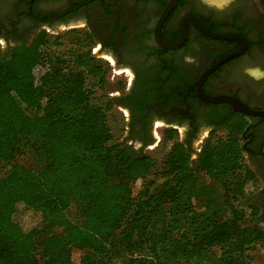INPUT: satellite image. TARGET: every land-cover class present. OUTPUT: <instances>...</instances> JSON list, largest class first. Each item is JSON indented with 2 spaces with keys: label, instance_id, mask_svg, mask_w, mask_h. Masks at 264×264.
<instances>
[{
  "label": "trees",
  "instance_id": "1",
  "mask_svg": "<svg viewBox=\"0 0 264 264\" xmlns=\"http://www.w3.org/2000/svg\"><path fill=\"white\" fill-rule=\"evenodd\" d=\"M90 60L73 66L45 35L0 50V264H252L264 231L236 141L210 137L195 158L174 141L157 165L113 140ZM20 204L37 226L21 227Z\"/></svg>",
  "mask_w": 264,
  "mask_h": 264
},
{
  "label": "flooded vegetation",
  "instance_id": "2",
  "mask_svg": "<svg viewBox=\"0 0 264 264\" xmlns=\"http://www.w3.org/2000/svg\"><path fill=\"white\" fill-rule=\"evenodd\" d=\"M167 2L0 0V50L29 47L52 30L56 55L73 66L89 58L87 72L119 76L104 106L119 111L122 142L138 152L177 141L195 158L210 137L234 139L264 231V0H178L159 27L162 43L182 39L174 48L156 39ZM206 96L237 99L255 113Z\"/></svg>",
  "mask_w": 264,
  "mask_h": 264
},
{
  "label": "rangeland",
  "instance_id": "3",
  "mask_svg": "<svg viewBox=\"0 0 264 264\" xmlns=\"http://www.w3.org/2000/svg\"><path fill=\"white\" fill-rule=\"evenodd\" d=\"M45 36L48 39V45L50 46L51 50L56 53V50L53 48L54 34L52 33V30H50V32L46 31ZM67 46L68 45L65 43L62 45L61 49L65 50ZM85 73L87 75L86 86L92 91V101L94 103L104 105L107 99V92L117 88V86L120 84V77L117 76L112 79V73H105L102 80L98 81V76H94L91 72H87L86 70ZM107 116V122L109 124L111 132L113 133V140L119 142L125 141V128L119 111L115 107H113L110 111H107ZM170 145V141H167L164 144H159L158 146H156L155 144H151V146L149 147L152 148L145 149L144 153L151 155L155 159L156 164L159 165L163 160L165 154L167 153ZM133 149L137 150L135 148ZM154 176V173L150 174L151 178H153ZM161 180L162 179H157V181ZM140 182L141 181H137V183L134 184V192L139 189ZM195 202H197L199 206H201L203 201L201 198H198L195 200ZM15 219L19 222L24 230H29L40 223L39 214L21 204L18 206ZM83 226L92 229L95 227L94 221L92 219L86 220L83 223ZM248 253L251 257L252 264H264V243H258L254 245V247L251 248ZM80 255L81 252L78 251H75L73 253L74 263L78 262Z\"/></svg>",
  "mask_w": 264,
  "mask_h": 264
},
{
  "label": "water",
  "instance_id": "4",
  "mask_svg": "<svg viewBox=\"0 0 264 264\" xmlns=\"http://www.w3.org/2000/svg\"><path fill=\"white\" fill-rule=\"evenodd\" d=\"M177 1L178 0H168L167 6L165 7L161 17L159 18V20L157 22V25H156V39L165 48L177 47L182 42V39H181L179 42H177L175 44L166 45V44L161 42L160 37H159V27H160L162 21L164 20V18L166 17L167 13L171 10V8L175 5V3ZM205 99H207L211 102L226 101V102L230 103L231 105L236 106V109L239 111H242L243 113H255L254 111L248 109V107L246 105H244L243 103H240V101H238L237 99H230L228 97H207V96L205 97Z\"/></svg>",
  "mask_w": 264,
  "mask_h": 264
},
{
  "label": "bare ground",
  "instance_id": "5",
  "mask_svg": "<svg viewBox=\"0 0 264 264\" xmlns=\"http://www.w3.org/2000/svg\"><path fill=\"white\" fill-rule=\"evenodd\" d=\"M212 1H215V2L219 3V2H221L222 0H212Z\"/></svg>",
  "mask_w": 264,
  "mask_h": 264
}]
</instances>
